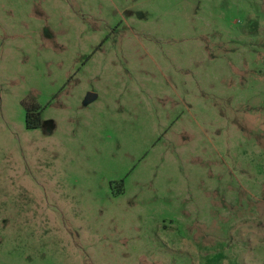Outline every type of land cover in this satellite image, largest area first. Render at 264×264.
<instances>
[{
  "label": "rangeland",
  "instance_id": "obj_1",
  "mask_svg": "<svg viewBox=\"0 0 264 264\" xmlns=\"http://www.w3.org/2000/svg\"><path fill=\"white\" fill-rule=\"evenodd\" d=\"M0 264H264V0H0Z\"/></svg>",
  "mask_w": 264,
  "mask_h": 264
},
{
  "label": "trees",
  "instance_id": "obj_2",
  "mask_svg": "<svg viewBox=\"0 0 264 264\" xmlns=\"http://www.w3.org/2000/svg\"><path fill=\"white\" fill-rule=\"evenodd\" d=\"M42 125V113L39 106H32L27 111V127L29 129L39 128Z\"/></svg>",
  "mask_w": 264,
  "mask_h": 264
},
{
  "label": "water",
  "instance_id": "obj_3",
  "mask_svg": "<svg viewBox=\"0 0 264 264\" xmlns=\"http://www.w3.org/2000/svg\"><path fill=\"white\" fill-rule=\"evenodd\" d=\"M91 98H93V95H92V94L89 95V100H90Z\"/></svg>",
  "mask_w": 264,
  "mask_h": 264
}]
</instances>
